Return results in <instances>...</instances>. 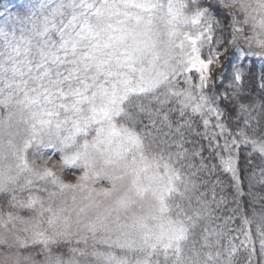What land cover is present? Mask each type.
Wrapping results in <instances>:
<instances>
[{"label": "snow or ice", "instance_id": "obj_1", "mask_svg": "<svg viewBox=\"0 0 264 264\" xmlns=\"http://www.w3.org/2000/svg\"><path fill=\"white\" fill-rule=\"evenodd\" d=\"M221 18L232 26L218 42ZM226 45L245 60L264 59V0H37L0 13V158L13 161L0 170V213L9 210L0 226L15 224L13 211L34 214L31 241L0 237L5 264L33 250L23 259L44 264L88 256L102 264L264 258V195L246 200L235 151L246 145L249 162L259 157L260 178L252 172L248 180L264 185V94L257 104L238 90L243 64L235 86L221 92L213 69ZM53 155L60 161L53 168L75 170V182L48 167ZM101 182L109 188L91 187ZM67 194L70 202L54 209ZM148 197L154 211L128 225L121 214ZM91 208L100 210L89 218ZM45 213L48 228L35 220Z\"/></svg>", "mask_w": 264, "mask_h": 264}, {"label": "rangeland", "instance_id": "obj_2", "mask_svg": "<svg viewBox=\"0 0 264 264\" xmlns=\"http://www.w3.org/2000/svg\"><path fill=\"white\" fill-rule=\"evenodd\" d=\"M23 1H25L24 6H26V7L29 6L32 3L37 2V0H3L2 2H0V13H4L5 15H7V14H17L16 11L19 9L20 4ZM231 26H232V22L231 21L225 22L221 18V22L219 24V28H224V31H223L224 34L223 35L219 34V36L217 38L218 33H220L221 31H219L218 28L214 29L213 31H214V34H215V37L217 38V40L222 41L223 38L228 35V29H230ZM207 48H208V46H205L204 49H203V55L206 56V57L209 55V51H207L208 50ZM237 50H239V49H237ZM252 51L258 53V52L261 51V49L253 46L252 47ZM254 58L257 59V60L261 59L258 56L257 57L249 56L248 57V59H254ZM243 59H244L243 58V53H240V55H238L237 65L234 64V66L232 67V73L226 79V81L230 77H232V80H233L234 69L239 64H241ZM261 60H264V59H261ZM221 61H223V56H222ZM217 76L219 77L218 78L219 80L223 77L222 73L217 74V73L214 72V77H213L214 80H218ZM215 83L217 84L216 81H215ZM232 83L233 82L231 81V87L235 86V85H232ZM217 85L221 86V92H223L224 86L221 85V84H217ZM227 88H230V84L229 85L227 84ZM238 90H241V88H239V86H238ZM243 93L245 95H247V96L250 95V92H248L247 90L244 91ZM257 104H259V103H257ZM258 109L259 108H257L256 110H258ZM245 146L246 145H238L237 149L235 150L236 154H238V149L239 148L245 147ZM40 151L47 154V153H52L53 150L52 149H48V148H41ZM12 164H13V161H12L11 157H9L7 160H5L3 158H0V170L6 169L8 167H11ZM57 164H60V161H59V159L56 158L55 155H53L52 158L48 160V167L49 168H53V166L57 165ZM240 166H241V161H240ZM65 167H67V166H65ZM53 170L55 171V173L59 177V179L62 180L63 182H65V183L75 182L77 180V178H78L76 171L72 170L70 168L68 170H62L61 168L56 167V168H53ZM256 178H257V175H256ZM257 180H259V178H257ZM253 183L255 184V182H253ZM91 187H95L97 189H104V188H109V185L106 182H101V183H97L95 185H91ZM126 188H127V182H125L124 184H122L120 186V192L117 193V194H114V196L111 199L102 200V202L100 203V209H103L105 207L111 206L112 201L114 199H116L120 194H122L125 191ZM249 193H247V195H249ZM70 195L71 194H67V196H65V197H58L56 202L53 204V208L54 209L62 208L64 206L65 199H69V202H70ZM84 195H86V194H84ZM80 196H81V194H77V201L78 202L80 201ZM249 196L252 197L251 195H249ZM100 209H97V208L89 209L88 217L89 218L94 217L96 215V213ZM8 211L9 210L5 207L4 212L0 213V215H4ZM153 211H154V207L152 205L151 198L148 197L144 201H142V202L134 205L133 207L129 208L127 210V212H124L121 215H122V219L128 225H131L133 217H137V216L144 217V216H147V215L151 214ZM12 214H13L14 217H16L15 224L14 225L13 224H8L7 226H0V237H3L5 242H7L9 244H14V245L17 244V242L19 240L31 241V239L33 238V231H34V229H33V223H34L33 216H34V214H32V213H27L26 214V213H23V212H20V211H13ZM35 220H39L41 222V224H40L41 227L48 228V225L46 224L47 213H45L44 216H42V217L36 216ZM72 227H73V230L78 228V225L75 222V217H73ZM25 229H27V230H25ZM126 231L128 232L129 238L138 239L140 233H139V231L136 228L129 227V228L126 229ZM48 235L49 236H54V233L52 232L51 229H49ZM97 239H99V237ZM89 244H90V246L87 249V251L89 253H91L93 251V249L91 247V241L89 242ZM97 248H102V249L105 248V250H107L106 252L111 251L114 255L120 256L117 253L118 251H116V249H114V248L113 249H107L104 246H98ZM102 249H100V250L96 249V250L103 252ZM35 251H37V250H33L31 253H29V252L21 253L20 254L21 258L19 259V261L11 260L9 262V264H44V261L41 260V259H38V258H34L32 261H25L23 259V256H26V255H33V257H35ZM52 251H53L54 255L57 254L55 249H53ZM61 251L66 252L67 250L66 249H62ZM114 252H116V253H114ZM11 255L13 257L16 256L15 250H12ZM257 257H259V261H258L257 264H264V258H262L260 256H256V258ZM78 259L80 261V264H102V262L100 260H98L97 258L91 257V256L78 257ZM0 264H5V261L3 260L2 257H0Z\"/></svg>", "mask_w": 264, "mask_h": 264}, {"label": "trees", "instance_id": "obj_3", "mask_svg": "<svg viewBox=\"0 0 264 264\" xmlns=\"http://www.w3.org/2000/svg\"><path fill=\"white\" fill-rule=\"evenodd\" d=\"M24 4H25V1L21 2L20 7L16 11V13L22 12L25 9L26 6H24ZM219 34L223 35L224 33L223 32L218 33L217 38ZM217 47H219L218 43L214 44L211 50L214 52ZM225 47H228L229 49L228 53L226 55H222L223 61L220 60V62L213 69V72L217 74L222 73L223 77L219 80L218 79L219 77L217 76L218 80H215V81L217 82V84L223 85L224 86L223 89L227 88V84L228 85L230 84V87H231V81L233 82L232 77L229 78L230 80L228 79L226 81V79L232 73V67L234 66V64L237 65L238 55H240L239 50L233 49L227 45ZM207 49H208L207 51H209V47ZM241 64L244 65L243 74L245 78L239 82L238 86L239 88H241L243 92L246 90L250 92L249 96L255 99L257 103H260L259 98L261 94H264V60H261V59L257 60L255 58L247 59V60L243 59ZM259 112L260 110L258 109L253 113V115L256 116L259 114ZM250 151L251 149L248 146L241 147L238 149V156L240 157L239 163L241 161L240 169L243 171V177H244V196L246 197L247 201L252 200V197L247 195V193L249 192H255L258 195H264V185H260L258 183H255L254 187H250L249 185L248 177L252 172H255V174L257 175V178H260V172L258 168L259 163H260L259 157H254L253 160L249 162L248 156H249ZM256 206L259 207L260 204L257 203ZM250 210L251 209H249V211ZM241 239H243V237H241ZM100 249L102 248H97V250H100ZM102 250L103 252L107 251L105 250V248H103ZM117 253L120 256L125 255V253L123 252H117ZM128 258L133 259L130 253L128 254ZM252 259H253L254 264H257L259 261V257L256 258V256H253Z\"/></svg>", "mask_w": 264, "mask_h": 264}, {"label": "water", "instance_id": "obj_4", "mask_svg": "<svg viewBox=\"0 0 264 264\" xmlns=\"http://www.w3.org/2000/svg\"><path fill=\"white\" fill-rule=\"evenodd\" d=\"M3 0H0V2H2Z\"/></svg>", "mask_w": 264, "mask_h": 264}]
</instances>
